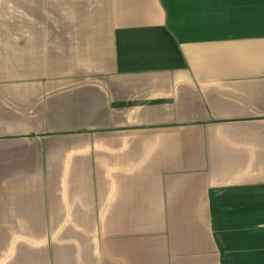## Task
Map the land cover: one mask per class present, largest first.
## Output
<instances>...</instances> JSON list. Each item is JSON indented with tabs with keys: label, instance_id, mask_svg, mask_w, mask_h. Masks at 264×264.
<instances>
[{
	"label": "crops",
	"instance_id": "crops-1",
	"mask_svg": "<svg viewBox=\"0 0 264 264\" xmlns=\"http://www.w3.org/2000/svg\"><path fill=\"white\" fill-rule=\"evenodd\" d=\"M0 264H264V0H0Z\"/></svg>",
	"mask_w": 264,
	"mask_h": 264
}]
</instances>
